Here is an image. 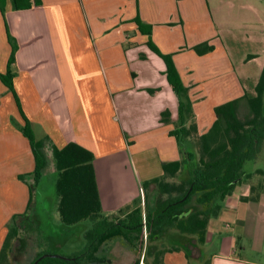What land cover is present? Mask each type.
<instances>
[{"label":"crops","instance_id":"obj_1","mask_svg":"<svg viewBox=\"0 0 264 264\" xmlns=\"http://www.w3.org/2000/svg\"><path fill=\"white\" fill-rule=\"evenodd\" d=\"M228 4V0H38L31 9L16 10L12 0H0V74L8 71L12 42L17 49L13 92L0 79V252L7 226L26 211L30 198L29 188L18 179L35 169L30 142L21 131L24 117L39 140L48 137L59 149L75 142L93 152L103 214L108 217L140 206V200L144 204L143 183L162 176L164 163L181 159L171 136L178 127L179 102L164 60L148 42L161 54L173 56L189 89L199 135L213 125L216 107L249 93L245 82L255 79L257 85L264 68V32L259 38L263 56L259 73L251 77L246 66L256 58L235 60L216 37L225 32L221 26ZM232 6L231 13L242 8ZM201 14L216 21L218 62L214 61L218 57L211 58L214 53L199 56L194 51L214 38L197 39L196 31L190 30ZM16 98L23 117L15 107ZM167 110L171 122L164 124L161 114ZM147 196L154 208L157 189L150 186ZM250 196L251 187L243 184L225 201V211L236 214V238H219L209 264H264V203L261 198L241 200ZM220 233L211 220L205 245ZM186 239L185 247L159 248L177 249L165 254L164 264H192L193 259L203 264L205 245L193 237ZM146 247L138 253L117 239L106 244L99 257L110 264H153L150 254L144 259Z\"/></svg>","mask_w":264,"mask_h":264},{"label":"trees","instance_id":"obj_2","mask_svg":"<svg viewBox=\"0 0 264 264\" xmlns=\"http://www.w3.org/2000/svg\"><path fill=\"white\" fill-rule=\"evenodd\" d=\"M12 2L16 10H28L38 5V0ZM138 24L142 29L143 24ZM12 45L8 71L5 75L0 74V79L13 92L17 49L13 42ZM148 45L164 60L167 80L179 102L178 127L171 132V136L177 140L181 159L164 163L162 176L143 183L144 204L140 200V206L132 210L126 208L107 217L103 214L93 152L75 142L59 149L48 137L37 139L30 122L24 117L25 125L21 131L30 142L35 169L31 174L20 175L19 179L25 181L28 175L32 176L34 184L29 187L30 198L25 213L14 216L8 226L9 233L0 252V264H12L16 251L13 241L21 234L17 222L33 209L35 188L48 165L47 147L53 151L58 173L56 191L62 224L72 227L89 221L91 228L85 232L86 246L82 251L68 259L43 258L38 264H110L99 254L106 244L117 239L138 253L143 252L146 244V259L148 244L158 242L168 229L193 237L198 245L203 246L207 241L209 223L219 215L221 203L231 197L237 187L252 179L254 174L247 173L245 165L256 161L264 150V68L254 92L216 107L213 125L205 134L199 135L189 89L181 80L173 56L161 54L151 42ZM194 50L199 56H204L214 47L203 43ZM156 92L149 90L151 94ZM242 109L245 110L243 117L240 115ZM161 122H171L170 111L161 114ZM256 173L264 174L263 171ZM179 175H182L180 181L173 182ZM150 186L158 192L154 208L148 205L147 191ZM256 191L255 187H251V196L241 200L259 201ZM176 250L158 249L153 255V264H164L165 254ZM43 256L38 254L30 264Z\"/></svg>","mask_w":264,"mask_h":264},{"label":"rangeland","instance_id":"obj_3","mask_svg":"<svg viewBox=\"0 0 264 264\" xmlns=\"http://www.w3.org/2000/svg\"><path fill=\"white\" fill-rule=\"evenodd\" d=\"M242 1L243 2L240 3L239 0H228L229 13L224 19V24L221 26L222 30H225V32L222 31L219 36L216 34L218 32L217 25L215 24L216 21L208 14H205V16L201 14V17L196 16V18H194L196 21L190 23V30L196 31L198 34L197 39H201L208 35V37H214L212 39L210 38L207 42H203L213 47L215 45V38L221 39L223 46L227 48L228 53L230 55L232 54L235 60H240L244 57L246 62V60L248 61L252 58H256L254 62L250 63V61H248L246 66V73L253 77L259 73V62L263 59L262 54H259L262 51L259 38L261 32H264V15H262L264 8L260 7L259 4L264 6V0H259L260 3L258 6L254 3L256 0ZM239 4L242 8H239L236 13H231L230 8L233 7L232 5H236L235 7L237 8ZM213 53L214 50L208 54ZM220 53L221 52L218 51L216 54L220 55ZM216 54L214 53L211 58H217L218 56ZM219 60L221 59L218 57L217 60L214 61L218 62ZM254 80L245 82V87L248 88L249 93H253L256 87ZM101 92H103L102 88ZM13 101L18 113L23 117L24 112L20 100L13 99ZM244 114L245 110L242 109L240 112L241 117H243ZM46 153L48 165L41 182L38 187L35 188L33 209L27 217H23L17 222L21 234L19 238L13 241L16 251L12 258V264H30L33 258L38 254L66 257L64 256L65 254L78 253L86 246L85 232L91 228V223L85 221L72 227H67L62 224L58 212L59 200L56 191L58 173L55 159L53 151L50 148L47 147ZM245 171L247 173H253L254 175L252 179L246 181L244 184L255 187L257 190L256 196H259L262 199V203H264V174L256 173L257 171L264 172V150L256 161L248 162L245 165ZM181 177L182 175H179L177 179H173V182H179ZM32 178V176L28 175L25 181L18 179L29 188L34 184ZM239 188L240 186L237 187L233 196L238 194ZM153 203L155 207L156 200H154ZM225 205L226 202L221 203L219 215L211 219L212 228L221 233L220 235L218 234L217 239H214L212 243L205 245L203 249H201L203 264H209L210 257L213 253L217 252L218 243L220 241L219 238L221 239L226 235L236 238V214L225 211ZM7 229L9 233L8 226ZM186 238L190 237L182 235L175 230L168 229L158 242L148 244L147 255L150 254L152 257L154 253L163 246L185 247L186 244H188ZM240 243L245 246L243 241ZM240 246L241 244H239V247ZM73 254H71V256ZM195 255H198V250H194V256ZM191 263L196 264V260L193 259Z\"/></svg>","mask_w":264,"mask_h":264},{"label":"water","instance_id":"obj_4","mask_svg":"<svg viewBox=\"0 0 264 264\" xmlns=\"http://www.w3.org/2000/svg\"><path fill=\"white\" fill-rule=\"evenodd\" d=\"M47 257H58L61 259H68L67 257H63V256H56V255H44L42 258H40L39 260H37L34 264H38L39 261H41L43 258H47Z\"/></svg>","mask_w":264,"mask_h":264},{"label":"built area","instance_id":"obj_5","mask_svg":"<svg viewBox=\"0 0 264 264\" xmlns=\"http://www.w3.org/2000/svg\"><path fill=\"white\" fill-rule=\"evenodd\" d=\"M141 193H142V195H143V190H141ZM143 219H144V223L146 222V217H145V215H143ZM145 239H146V233H145Z\"/></svg>","mask_w":264,"mask_h":264}]
</instances>
